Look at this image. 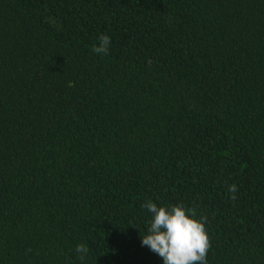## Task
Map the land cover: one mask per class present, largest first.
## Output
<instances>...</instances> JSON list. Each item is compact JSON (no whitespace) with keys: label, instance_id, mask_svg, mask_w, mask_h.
I'll list each match as a JSON object with an SVG mask.
<instances>
[{"label":"trees","instance_id":"trees-1","mask_svg":"<svg viewBox=\"0 0 264 264\" xmlns=\"http://www.w3.org/2000/svg\"><path fill=\"white\" fill-rule=\"evenodd\" d=\"M149 201L264 264V0H0V264H163Z\"/></svg>","mask_w":264,"mask_h":264},{"label":"clouds","instance_id":"clouds-1","mask_svg":"<svg viewBox=\"0 0 264 264\" xmlns=\"http://www.w3.org/2000/svg\"><path fill=\"white\" fill-rule=\"evenodd\" d=\"M110 37L101 34L94 53L108 52ZM236 186L228 188L231 199L235 200ZM151 213L147 234L140 236L141 245L147 246L157 254L163 264H206L210 241L203 221L205 217L196 219V210L186 209L182 204L157 206L151 201L143 205ZM89 249L84 244L76 246L78 259L83 261Z\"/></svg>","mask_w":264,"mask_h":264}]
</instances>
